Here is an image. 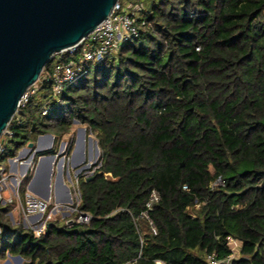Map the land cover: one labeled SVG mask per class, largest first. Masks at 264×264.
I'll return each instance as SVG.
<instances>
[{"label":"trees","instance_id":"1","mask_svg":"<svg viewBox=\"0 0 264 264\" xmlns=\"http://www.w3.org/2000/svg\"><path fill=\"white\" fill-rule=\"evenodd\" d=\"M132 3L144 9L140 36L101 64L80 63L59 96L44 73L81 50L56 55L4 134L12 148L1 140L4 164L41 136H68L76 121L95 135L94 180L79 177V211L92 222L57 216L35 238L0 205V260L208 264L231 254L233 237L242 243L233 264H264V0ZM155 190L157 234L142 216Z\"/></svg>","mask_w":264,"mask_h":264},{"label":"water","instance_id":"2","mask_svg":"<svg viewBox=\"0 0 264 264\" xmlns=\"http://www.w3.org/2000/svg\"><path fill=\"white\" fill-rule=\"evenodd\" d=\"M119 3L120 0H0V142L18 113L22 98L37 84L46 66L57 54L78 47L111 16ZM46 136L53 138L51 135L39 137L35 155H40L39 164L46 160L51 166L48 192L43 196L49 201L55 155H43L52 146L39 147ZM34 147L35 144L30 143L27 150ZM81 148L83 150L82 143L78 141L76 151ZM91 168L88 163L77 172L81 174ZM38 177L37 171L30 184V190L35 193ZM72 203L68 188V199L63 205ZM15 260L24 261L21 256Z\"/></svg>","mask_w":264,"mask_h":264},{"label":"built area","instance_id":"3","mask_svg":"<svg viewBox=\"0 0 264 264\" xmlns=\"http://www.w3.org/2000/svg\"><path fill=\"white\" fill-rule=\"evenodd\" d=\"M143 10L141 5L130 4L124 6L119 3L106 21L101 23L78 47L68 51L71 55H75L77 50L80 49L81 53L77 58L74 56V58L69 60L61 59L53 71H45L44 77L46 80L51 81L54 96L61 95L66 87L75 81V70L80 63L92 62L101 64L107 57L116 54L132 38H138L140 36L139 24ZM141 25L144 26L145 22H142ZM63 53L57 55L61 56ZM36 93L37 89L35 86L31 87L22 98L19 110L21 107H25ZM49 110L50 108L45 110L44 113L48 114ZM4 151L5 149L0 142V157ZM11 161L19 162L20 160L16 157L9 160V162ZM89 171L91 170L84 173L87 174ZM95 172L96 169L89 175L85 174V177H91ZM105 176L108 178L110 175ZM12 180L13 176L8 168L0 163V205L10 206L12 211L9 217L12 223L14 225L22 224L25 229L33 233L35 238H40L58 215H66L67 224L84 226L92 222L93 218L90 214L79 211L81 202L79 179L77 180V190L75 191L73 203L70 205H54L51 208V202L39 198L30 190V182L27 184L26 192L23 194L21 191L22 180L17 179L15 184ZM216 185H223V182L218 180ZM184 189H187V187ZM159 200V193L156 190L153 191L146 205L147 211L142 214L150 222L154 234H157V229L149 217V211L153 209V205ZM196 208L199 209V206ZM72 215H75V217L73 218ZM228 246L231 254L227 258L219 259L216 254H212L207 257V263L233 264L234 261L238 260L241 257L242 243L233 237H229ZM8 258H11V256L8 255Z\"/></svg>","mask_w":264,"mask_h":264},{"label":"crops","instance_id":"4","mask_svg":"<svg viewBox=\"0 0 264 264\" xmlns=\"http://www.w3.org/2000/svg\"><path fill=\"white\" fill-rule=\"evenodd\" d=\"M85 130V133H83ZM78 133V134H77ZM88 132L86 127L81 126L79 123H75V127L73 131L65 137H56L55 135H51L53 138L51 139L49 136L44 137L40 142V149H46L52 146L51 150L55 151V159L53 163V175H52V188L51 194L49 197V201H52L56 205H63L64 202L68 199V188L72 190L73 183L75 181L76 175L81 176L76 170L78 168L84 166L88 159L92 160L95 157L100 155L101 149L99 148L98 141L96 137L91 133L92 137H89V140L92 142L94 138L96 139V148L92 142L90 149L88 148ZM77 141H80L83 146L80 150L76 151ZM74 144V150L71 157H68V147L69 145ZM54 147H56L54 149ZM102 154V152H101ZM35 152L33 150L29 151L25 148L21 155L18 156V161H11L7 166L9 172L13 176L12 182L15 184L17 179L25 180V178L29 177L31 179L30 184L35 178V175L38 171L39 177L36 179L34 184L37 193L33 192L36 196L43 199L48 192V175L50 173V163L48 161H43L39 164V160L35 161ZM100 159V158H99ZM56 170V173H55ZM74 172V176L72 178L71 174ZM66 179V180H65ZM72 193V192H71ZM44 200V199H43ZM63 219H66L67 216H62ZM7 263V262H6Z\"/></svg>","mask_w":264,"mask_h":264},{"label":"rangeland","instance_id":"5","mask_svg":"<svg viewBox=\"0 0 264 264\" xmlns=\"http://www.w3.org/2000/svg\"><path fill=\"white\" fill-rule=\"evenodd\" d=\"M145 1H147V0H145ZM133 2V0H125V2H123V5L124 6H128V5H130V4H133L132 3ZM55 66H56V62H52L51 63V70L53 71L54 70V68H55ZM42 76V75H41ZM38 83V82H37ZM36 85V84H35ZM34 85V86H35ZM38 87H39V84L37 85ZM37 86H35V88H37ZM77 124V123H76ZM78 134V133H77ZM89 135H88V141H87V145H88V148L90 149V147H91V144H92V142H93V144L92 145H94L95 146V148H96V143L95 142H97L96 141V139L94 138V140L91 142L90 140H89V137H92L93 138V136H91V133H88ZM95 136V135H94ZM96 137V136H95ZM78 142V141H77ZM76 142V143H77ZM4 143H5V146L7 147V148H12L11 147V145H10V138L9 137H7V136H4ZM37 143H38V141H37ZM28 147V145H26L20 152H22L25 148H27ZM38 147V144H36V147L33 149V151L35 152V150H36V148ZM56 147H54V149H55ZM20 152L18 153V156L20 155ZM100 155H101V151H100ZM99 158H100V156H98V157H95L94 159H88V161L86 162V164H88V163H90L91 165H92V168H91V171H89L87 174L89 175L91 172H93V170H95L96 168H98L97 167V164H98V161H99ZM4 164L6 165V166H8L9 165V161H5L4 162ZM77 171V170H76ZM55 173H56V170H55ZM85 174L86 173H84L83 172V176H85ZM86 174V175H87ZM71 176H72V178H73V176H74V172H72V174H71ZM80 177V176H79ZM79 178H78V175H76V178H75V181H74V183H73V186H72V190H71V192H72V197L74 198V195H75V191L77 190V180H78ZM66 180V179H65ZM24 182V181H23ZM53 183V182H52ZM26 187H27V185H25V182L23 183V185H21V191H22V193L24 194L25 192H26ZM54 205H56L53 201H52V203H51V206H50V208L52 207V206H54ZM58 216H61V218L63 219V217H62V215H58ZM11 256V258H8L7 257V259L6 260H4V261H1L0 262V264H25L27 261H22L21 263H19L18 261H16L15 260V257L14 256H12V255H10ZM7 262V263H6Z\"/></svg>","mask_w":264,"mask_h":264}]
</instances>
